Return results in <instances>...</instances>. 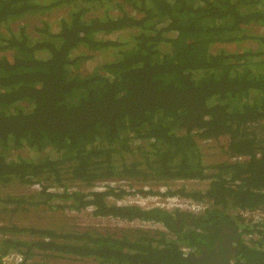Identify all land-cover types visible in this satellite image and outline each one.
I'll return each mask as SVG.
<instances>
[{"label": "trees", "instance_id": "16d2710c", "mask_svg": "<svg viewBox=\"0 0 264 264\" xmlns=\"http://www.w3.org/2000/svg\"><path fill=\"white\" fill-rule=\"evenodd\" d=\"M123 179L207 207L87 191ZM241 211L264 214V0H0V264H214L224 228L227 264H264V216Z\"/></svg>", "mask_w": 264, "mask_h": 264}, {"label": "built area", "instance_id": "2783aa9c", "mask_svg": "<svg viewBox=\"0 0 264 264\" xmlns=\"http://www.w3.org/2000/svg\"><path fill=\"white\" fill-rule=\"evenodd\" d=\"M169 186L159 185L151 186L149 184H135L129 180H104L98 184L88 188L90 192H109L113 191L114 194H108L107 201L110 204L117 206H130L136 205L144 209L149 208H161L168 211H174L176 209L185 210L191 213H200L207 207V203L204 201H196L191 198L181 197L179 195L168 194ZM50 190L62 191L63 188H51ZM72 191V188L68 189ZM115 193H122L121 196L115 195ZM94 207L90 206L87 210L93 211ZM241 214L254 220H259L264 216L261 212H248L241 211ZM139 222H131L130 224L139 225ZM125 224L127 222H121ZM141 225H151L150 223L140 222ZM153 226V225H152ZM1 238V235H0ZM2 260L6 264H20L25 261V256L20 252H11L2 257Z\"/></svg>", "mask_w": 264, "mask_h": 264}, {"label": "rangeland", "instance_id": "374dc122", "mask_svg": "<svg viewBox=\"0 0 264 264\" xmlns=\"http://www.w3.org/2000/svg\"><path fill=\"white\" fill-rule=\"evenodd\" d=\"M102 12V10H94L93 12H92V14H99V13H101ZM64 14V9H59V10H56V11H53L52 13H51V15H49V14H46V18H49V17H51L52 19H51V23H55V21H56V19L57 18H59L61 15H63ZM38 19H39V17H38ZM37 18H35L34 17V20H38ZM25 21V20H24ZM55 26V25H54ZM53 26V27H54ZM56 29V28H55ZM251 31L252 32H250L251 34H258L259 32L261 33L262 31H263V29L261 28H258V27H256V28H251ZM125 34H123V35H121V34H113V35H111V36H109V37H111V38H117V37H126V36H124ZM255 44V42L254 41H250V40H248V41H244V42H233V43H230V44H222V45H220V47H223L224 49H226V50H228V51H234V50H239V49H242V48H244V47H246V48H248V47H252L253 45ZM256 45V44H255ZM81 49V48H80ZM87 49H85V48H82L80 51H86ZM78 51H75V53H77ZM107 54H102V53H100L99 55H96V57H95V59H93L92 61H87V62H85V64H84V66H85V68H88V69H91V68H93V66L95 65V63H97L98 61H102L103 60V58H105V56H106ZM107 58L109 57V56H106ZM215 153V154H214ZM214 153H212V155L210 156V160L211 159H214V157L216 158L217 156H216V152H214ZM181 184H185L186 185V187H188V188H199V189H205L206 188V186H207V183L206 182H195V181H178V182H176V184H173V187L174 188H178L179 186H181ZM86 212H88V213H91V211H89V210H87L86 209ZM82 214V213H81ZM85 214V213H84ZM87 218V217H86ZM88 219V218H87ZM89 220V219H88ZM101 222V226H115V225H117V224H115V222L114 221H111V220H106V219H104V220H97V222ZM98 222V223H99ZM121 225V224H120ZM68 264H79V262H77V261H69V262H67ZM83 264V263H82ZM93 264V263H92Z\"/></svg>", "mask_w": 264, "mask_h": 264}, {"label": "flooded vegetation", "instance_id": "af4514ba", "mask_svg": "<svg viewBox=\"0 0 264 264\" xmlns=\"http://www.w3.org/2000/svg\"><path fill=\"white\" fill-rule=\"evenodd\" d=\"M234 233L231 228H224L221 233L220 240L215 243V246L199 254L198 261L210 262L214 264H227L229 257L234 253L231 239Z\"/></svg>", "mask_w": 264, "mask_h": 264}]
</instances>
